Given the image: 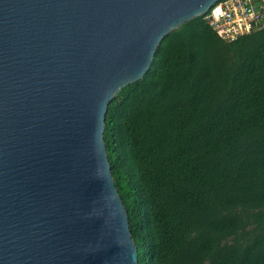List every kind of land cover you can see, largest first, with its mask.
I'll use <instances>...</instances> for the list:
<instances>
[{
	"label": "water",
	"instance_id": "1",
	"mask_svg": "<svg viewBox=\"0 0 264 264\" xmlns=\"http://www.w3.org/2000/svg\"><path fill=\"white\" fill-rule=\"evenodd\" d=\"M217 1L0 0V264H138L107 106Z\"/></svg>",
	"mask_w": 264,
	"mask_h": 264
},
{
	"label": "trees",
	"instance_id": "2",
	"mask_svg": "<svg viewBox=\"0 0 264 264\" xmlns=\"http://www.w3.org/2000/svg\"><path fill=\"white\" fill-rule=\"evenodd\" d=\"M103 138L138 264H264V24L171 30Z\"/></svg>",
	"mask_w": 264,
	"mask_h": 264
},
{
	"label": "built area",
	"instance_id": "3",
	"mask_svg": "<svg viewBox=\"0 0 264 264\" xmlns=\"http://www.w3.org/2000/svg\"><path fill=\"white\" fill-rule=\"evenodd\" d=\"M206 16L219 37L232 41L264 24V0H218Z\"/></svg>",
	"mask_w": 264,
	"mask_h": 264
}]
</instances>
